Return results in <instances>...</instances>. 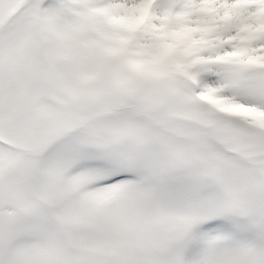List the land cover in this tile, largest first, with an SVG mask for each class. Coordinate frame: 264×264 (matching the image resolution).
Returning <instances> with one entry per match:
<instances>
[{
	"label": "snow or ice",
	"instance_id": "snow-or-ice-1",
	"mask_svg": "<svg viewBox=\"0 0 264 264\" xmlns=\"http://www.w3.org/2000/svg\"><path fill=\"white\" fill-rule=\"evenodd\" d=\"M0 264H264V0H0Z\"/></svg>",
	"mask_w": 264,
	"mask_h": 264
}]
</instances>
